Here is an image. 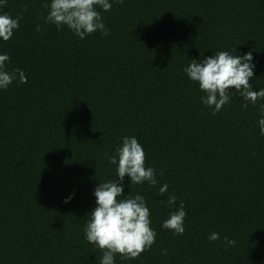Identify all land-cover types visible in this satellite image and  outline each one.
Returning a JSON list of instances; mask_svg holds the SVG:
<instances>
[{
  "label": "trees",
  "instance_id": "obj_1",
  "mask_svg": "<svg viewBox=\"0 0 264 264\" xmlns=\"http://www.w3.org/2000/svg\"><path fill=\"white\" fill-rule=\"evenodd\" d=\"M44 2L0 8L22 17L0 55L27 78L0 89V264H99L84 228L96 186L116 177L105 152L125 136L156 169L155 187L128 177L123 185L145 198L157 236L138 259L117 255L115 264H264V99L253 105L233 92L212 115L184 72L192 59L251 51L250 83L264 89V0H109L110 11L98 9L109 35L83 39L46 24ZM181 201L177 236L162 224ZM213 232L220 239L209 240Z\"/></svg>",
  "mask_w": 264,
  "mask_h": 264
},
{
  "label": "clouds",
  "instance_id": "obj_2",
  "mask_svg": "<svg viewBox=\"0 0 264 264\" xmlns=\"http://www.w3.org/2000/svg\"><path fill=\"white\" fill-rule=\"evenodd\" d=\"M115 3H123V0H114ZM7 0H0V8ZM27 10V5H22ZM47 10L44 22L54 24L57 30L65 26L79 38L83 39L99 31L103 36L109 35L101 12H107L112 8L109 0H50V3H42ZM22 17L13 18L8 13L0 14V39L7 42L13 38L14 32L19 28V20ZM37 31L41 28L37 25ZM10 60L8 54L0 55V89H7L14 80L26 83L27 78L21 69L8 71L6 63ZM253 55L249 51L243 55H233L229 51H218L203 60L192 59L184 69L187 77L198 83L199 89L204 93L201 102L212 109V115H216L221 109L231 102L230 94L233 92L246 101L255 105L259 99H264V89L254 91L250 83L254 77L255 64L252 63ZM234 90V91H233ZM247 109L248 103L242 106ZM264 114V105L261 106ZM260 135L264 136V115L258 120ZM105 159L111 165H116V177L107 182H100L95 190L96 206L89 213L90 219L84 228L85 239L102 252L99 264H115V257L119 255L123 260L138 259L145 251L151 249L156 242L157 232L151 227V213L146 200L142 195L124 194V179H130V185H138L147 182L155 187L156 169L146 167V153L137 138L125 136L122 144L115 152H105ZM162 175V173H161ZM118 177V179H116ZM168 193V184L164 183L159 188V195ZM74 195V194H73ZM72 196L65 199L70 202ZM163 203L164 201L161 200ZM177 197L167 195V204L175 206ZM186 212L183 201L179 208L170 213L162 227L172 231L175 235H183L185 232L184 220ZM211 241L220 239L219 233L213 232L208 237ZM227 247L235 246L236 241L224 237ZM167 255V250L164 251Z\"/></svg>",
  "mask_w": 264,
  "mask_h": 264
}]
</instances>
